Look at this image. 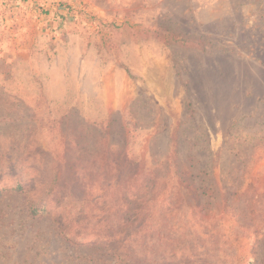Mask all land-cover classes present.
Wrapping results in <instances>:
<instances>
[{"label":"rangeland","instance_id":"obj_1","mask_svg":"<svg viewBox=\"0 0 264 264\" xmlns=\"http://www.w3.org/2000/svg\"><path fill=\"white\" fill-rule=\"evenodd\" d=\"M112 147L163 180L126 191ZM241 187L264 196V0H0V264H264ZM136 194L154 230L122 244Z\"/></svg>","mask_w":264,"mask_h":264},{"label":"trees","instance_id":"obj_2","mask_svg":"<svg viewBox=\"0 0 264 264\" xmlns=\"http://www.w3.org/2000/svg\"><path fill=\"white\" fill-rule=\"evenodd\" d=\"M189 42L190 41H187V40L179 41V43L187 47L189 46L188 45ZM113 148L114 147L109 148L108 150H105L102 155L103 157H101L100 161L103 162L102 166L105 170H107V175L116 174L115 176L116 181L120 185L121 184L125 185L126 191L129 189L128 187H132L131 185H133L134 182L135 183L141 182L142 185H138V187H142L143 191L145 190L151 191L150 190L151 187L147 184H151L155 180H157V183L161 182L159 180H163V178L157 179L156 173L154 171H152L150 174H146L145 177L142 178L140 174L141 173L140 164L142 162H139L136 164V161L130 159L126 154H124V152L123 153L120 152L117 155L111 154L110 151ZM167 161H168V166H167L168 172L166 173V177H168V180L173 179V181H175V184H180L179 187L183 186L181 176H178V174L176 173V169H175L176 166L173 163V155L167 157ZM124 176L126 177L123 178ZM146 180L147 182H145ZM56 182H58V184L62 183L61 186L63 185L62 177L60 178L58 174L53 176V180L50 182V185ZM110 182L111 181H103L102 183H100L99 186L100 188H102L101 193H103L104 191L107 192L111 190ZM50 185L49 187L51 189H53L55 186V185L53 186H50ZM58 186H56V190L58 189L60 191L61 188H59ZM11 190L22 192L24 188H22L20 184H16L15 187H13ZM249 193H250L249 190H245V188L241 187L237 191V193L234 194V198L231 200V209H232L233 218L238 219V221H239L241 214L245 212L246 208L247 210L248 208L251 210L252 216L254 215L255 211L258 214H260L261 203L264 202V196H260L259 193L255 194V196H249ZM148 194L150 196L152 195L151 192H148ZM169 198H170V201L174 202L176 199L179 201L180 198L182 197H172L171 196ZM150 199L151 198L147 197V195L143 196L141 194H136L134 195V197L127 196L125 199L120 198L122 202L116 201L117 203H119L118 207L120 208V210L118 212H120V215L122 216V218L120 219L122 222V226H121L120 233L114 234V236H117V238L122 241V244L128 243V239H130V236L133 232L138 233L139 230L141 231H149V230L153 231L154 230L155 221H148V218H147V214L150 210L146 209V207L150 205L151 203ZM226 202H227V199L225 200V204ZM232 203L236 205L235 210L233 209ZM30 209H32V207H30L29 210ZM226 209L230 210L231 212L230 207H226ZM32 210L33 211H31V214L33 215L39 214L37 213L38 211L36 208ZM43 210L44 209H41L39 212L41 214H44ZM167 210L171 213L173 210H176V209L174 207L173 208L168 207ZM150 213L151 212H149V214ZM249 228L256 230L254 231V233H252V235L256 239L264 240V221L261 222L260 225H257L254 227L250 225ZM239 238H240V235L238 233H235L234 240L238 242ZM101 241L103 242L102 245L107 246L109 245L110 242L113 241V238L111 237V235H105V237L102 238ZM166 244H168V241L166 242ZM174 252L176 251H173L172 253ZM239 258L240 257L238 256V259ZM180 259L182 262L183 258L181 257Z\"/></svg>","mask_w":264,"mask_h":264}]
</instances>
